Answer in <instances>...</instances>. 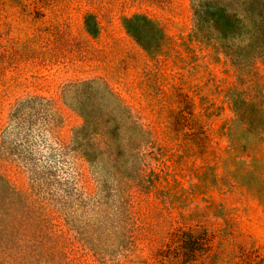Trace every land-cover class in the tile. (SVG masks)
I'll return each instance as SVG.
<instances>
[{
	"label": "rangeland",
	"instance_id": "obj_1",
	"mask_svg": "<svg viewBox=\"0 0 264 264\" xmlns=\"http://www.w3.org/2000/svg\"><path fill=\"white\" fill-rule=\"evenodd\" d=\"M240 13L229 0H0V264H264V161L232 152L229 133L251 139L225 102ZM254 61L246 78L264 74ZM204 102L203 156L191 134Z\"/></svg>",
	"mask_w": 264,
	"mask_h": 264
},
{
	"label": "trees",
	"instance_id": "obj_2",
	"mask_svg": "<svg viewBox=\"0 0 264 264\" xmlns=\"http://www.w3.org/2000/svg\"><path fill=\"white\" fill-rule=\"evenodd\" d=\"M231 4L238 7L241 11V27L244 29L243 34L246 36L247 44L242 50L243 54L240 56V65L238 64L236 71V80L232 82L230 88L226 92L225 102L228 103L229 109L232 113V122L245 129L247 138L250 142L243 144L234 140L229 133V140L231 142V150L235 153H241L248 150L249 147H255L258 154H253V164L264 161V74L250 73L251 78H246L245 70L241 68V64L247 61L255 62V58L264 59V0H229ZM140 18L148 21L153 26L154 31H160L159 26L146 16ZM131 21V20H129ZM241 52V53H242ZM211 106L205 102L200 106V112L197 116L196 132L191 135L195 141H198L201 147L200 155L210 154L209 148H212L213 138L208 133L205 124V117L212 114L209 112ZM180 111V117L184 125L189 126L192 112L186 114ZM57 140L62 142L61 137ZM213 155L215 152L213 151ZM252 156V155H250ZM236 162L242 160L236 159ZM245 164V163H244ZM0 173L3 171L0 166ZM203 239V238H202Z\"/></svg>",
	"mask_w": 264,
	"mask_h": 264
}]
</instances>
